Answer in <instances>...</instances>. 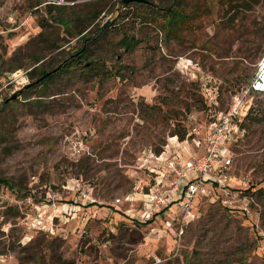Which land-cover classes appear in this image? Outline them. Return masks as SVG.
<instances>
[{"label":"rangeland","instance_id":"obj_1","mask_svg":"<svg viewBox=\"0 0 264 264\" xmlns=\"http://www.w3.org/2000/svg\"><path fill=\"white\" fill-rule=\"evenodd\" d=\"M150 1L0 0V264H264V93L249 89L264 0ZM81 35L83 56L25 88ZM234 94L258 119L230 144V194L194 199L176 253L143 193L162 160L202 153Z\"/></svg>","mask_w":264,"mask_h":264},{"label":"built area","instance_id":"obj_2","mask_svg":"<svg viewBox=\"0 0 264 264\" xmlns=\"http://www.w3.org/2000/svg\"><path fill=\"white\" fill-rule=\"evenodd\" d=\"M249 89L264 93V69L250 84ZM243 98L244 94H234L229 108L210 114L205 125L203 154L184 159L174 152L164 160L163 169L143 193L141 216L151 217L162 211L168 212L170 218L165 220V229L175 239L176 253L183 233L182 223L190 215L194 199L215 191L224 196L230 194V144L236 140L240 122L245 115L244 108H241ZM80 148L83 149L82 146ZM131 199L126 196L124 201L130 202ZM115 201L122 202L120 198ZM174 220L179 223V227L173 226Z\"/></svg>","mask_w":264,"mask_h":264},{"label":"trees","instance_id":"obj_3","mask_svg":"<svg viewBox=\"0 0 264 264\" xmlns=\"http://www.w3.org/2000/svg\"><path fill=\"white\" fill-rule=\"evenodd\" d=\"M132 4H142V5L147 4L148 6H151L152 2L150 0H146L144 2H134V1H132V2H128L127 3V5H132ZM155 8L156 9H160V10L161 9H165V10L169 9L168 7L167 8H160V7H157V6ZM107 25H109V24H107ZM102 30H103V28H99V30H97V34L96 35H99V32L102 31ZM81 39L83 40L82 44H81V47L78 50H76V52L74 54H70L68 58L62 60L63 61L62 63H59L58 65H56L53 68H50L48 70L44 69V68L41 69L39 71V77L37 79H35L33 82H31V85L29 87H32L33 85H36V84L37 85L41 84L42 82H44L46 80H50L56 73H58L60 71H63L68 66H71L72 61H75L77 57L83 56V54H85V52H86L85 50H86L87 41L92 40L93 38H88L85 35H81ZM121 42L124 43L126 46H131V42H129V39L127 40L126 37H123L121 39ZM47 72H49V75L44 76ZM5 103H7V102H5ZM246 116H247V118H251L253 120H257L258 119V118H256V116H252L251 112H248V114H246L244 117H246ZM241 124H242V120L240 122V126H241ZM172 135H177L180 140H183V139H185L186 131L185 130H183L182 132L176 131ZM0 183L4 184V185H6V186H8L10 188L13 187L12 186L13 184H11L10 181L6 180L5 178H1L0 177ZM252 189L254 190V188H250V191ZM253 190L251 192V195H253V193L255 192V190L254 191ZM257 192H262V190L259 188V190Z\"/></svg>","mask_w":264,"mask_h":264},{"label":"water","instance_id":"obj_4","mask_svg":"<svg viewBox=\"0 0 264 264\" xmlns=\"http://www.w3.org/2000/svg\"><path fill=\"white\" fill-rule=\"evenodd\" d=\"M132 1H134V2H144V1H146V0H123V3H128V2H132ZM47 75H49V72H47L44 76H47ZM30 85H31V83L27 84V85L25 86V88L29 87ZM18 94H19V92L14 93V94L11 95L9 98H7V99L5 100V102H8L9 100L16 98V96H17Z\"/></svg>","mask_w":264,"mask_h":264},{"label":"crops","instance_id":"obj_5","mask_svg":"<svg viewBox=\"0 0 264 264\" xmlns=\"http://www.w3.org/2000/svg\"><path fill=\"white\" fill-rule=\"evenodd\" d=\"M146 90H147V88H146ZM146 90H144V91H146ZM197 145H198V144H197ZM176 153L180 154L179 152H176ZM203 153H204V144H203V151H202L201 154H203ZM201 154H191V155H192V156H196V155H201ZM191 155H188V157L191 156ZM159 157H160V159H165V158L168 157V156H167V155H166V156H163V154H161ZM162 161H164V160H162ZM160 165H162V162H161Z\"/></svg>","mask_w":264,"mask_h":264},{"label":"bare ground","instance_id":"obj_6","mask_svg":"<svg viewBox=\"0 0 264 264\" xmlns=\"http://www.w3.org/2000/svg\"><path fill=\"white\" fill-rule=\"evenodd\" d=\"M263 61H264V59H263Z\"/></svg>","mask_w":264,"mask_h":264}]
</instances>
